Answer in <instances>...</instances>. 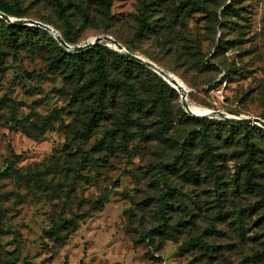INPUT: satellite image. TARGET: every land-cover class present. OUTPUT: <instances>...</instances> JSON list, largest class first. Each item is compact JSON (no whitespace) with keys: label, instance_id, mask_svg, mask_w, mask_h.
Instances as JSON below:
<instances>
[{"label":"rangeland","instance_id":"1","mask_svg":"<svg viewBox=\"0 0 264 264\" xmlns=\"http://www.w3.org/2000/svg\"><path fill=\"white\" fill-rule=\"evenodd\" d=\"M1 1L73 46L112 36L182 81L196 113L264 119V0H113L106 10L102 0H60L66 20L54 0ZM142 14L151 29L138 34ZM23 26L10 44L0 22V168L21 154L14 167L28 176H0V264H264V203L242 182L247 132L264 184L262 126L212 116L190 134L202 121L177 90L117 62L105 41L96 44L119 85L90 123L93 90L78 93L95 52L57 62L54 34ZM160 79L173 88L163 86L164 105ZM188 136L187 161L166 173L170 226L160 229L155 167Z\"/></svg>","mask_w":264,"mask_h":264},{"label":"trees","instance_id":"2","mask_svg":"<svg viewBox=\"0 0 264 264\" xmlns=\"http://www.w3.org/2000/svg\"><path fill=\"white\" fill-rule=\"evenodd\" d=\"M54 1L59 7L60 17L66 20V17H67L66 8L61 4L60 0H54ZM112 1L113 0H102L101 3L103 5V8L106 10L111 5ZM0 11L8 15L13 14V8L3 3L1 0H0ZM0 22H3L5 25V31L3 32L4 40L6 42H9L10 44H16L18 42L19 30L21 28H25L26 26L8 23L2 18H0ZM35 27L40 28V27L34 26V28ZM150 29L151 27L149 26L147 22V18L145 17V15L142 14L140 16V24L137 29L138 34H140L143 31L150 30ZM90 50L95 52L94 74L88 80H86L82 84V86H80V91L78 95L80 94V96H82L83 91L86 88L93 90L92 91V98H93L92 107L90 109L92 114L90 116L89 122L95 124L98 119L105 117V115H102L101 113H104L106 109L105 101L107 98V93L111 91L112 89H114L115 87H117L119 84L116 82V80L109 79L107 77L105 56H104V52L101 46L99 44H95L91 46L90 48H87L86 50H84V52L90 51ZM73 56H74V53L66 50L63 46L59 45L57 48L56 55H55V61L57 62L64 61L66 58L73 57ZM115 57H116L117 62H125L127 64L133 63L139 66L140 68H145L150 71V68H148L144 64L139 63L135 60H132L126 57L125 55H123L122 53L116 54ZM154 75L156 76L155 73ZM164 85L169 87V89L173 90V88L168 86L165 81H163L162 79L159 80V83L157 85V94H158V98L160 99L159 102H162V105H164L163 95H162ZM195 119L201 120L202 125L200 126L199 129L192 130L190 134H193L195 132L196 133L203 132L206 126L209 124V118L207 117L195 118ZM227 122L232 123L230 120H227ZM238 125L241 127H245V128H247L248 126L245 124L243 125L238 124ZM189 139H191V136L184 138V141L178 147V152L174 154L173 159L170 162L162 160L155 167L157 181H159L162 187V192L157 199V215H158V220L160 223L158 227L160 229L162 228L166 230L167 227L170 226V224L168 223V217L166 214L167 213L166 210L168 208V201L171 197L170 196L171 190L168 184L166 183V173H167V170H169L172 167H175L178 164L179 160L181 161L182 165L185 164V162L187 161V157H188L186 145ZM243 143H244V147L246 151V156L242 164V167L244 170L243 179H242L243 185L250 191H254L261 198V201L264 203V184L256 179L257 172H256L255 162L257 158V150H256V146H255L253 139L249 137L247 132L243 134ZM11 155H12L11 161L4 167L0 168V176L14 175L20 178H28V176L22 174V172L18 168L14 167V162L19 160V158L21 157V154L11 153ZM188 169L189 167L185 168V171H188ZM1 218H2V208L0 205V222H1ZM55 228L56 227L50 228L49 230L46 231V233L48 234L52 233L53 231H55ZM149 236H150V233L146 232L145 237L149 238ZM262 252L264 255V249L262 250ZM3 264H16V263L14 261H7Z\"/></svg>","mask_w":264,"mask_h":264},{"label":"water","instance_id":"3","mask_svg":"<svg viewBox=\"0 0 264 264\" xmlns=\"http://www.w3.org/2000/svg\"><path fill=\"white\" fill-rule=\"evenodd\" d=\"M0 18H2L3 20H5L8 23H12V24H16V25L32 24L34 26L44 28V29H46V30H48L54 34V36L56 37L57 41L59 42V44L61 46H63L66 50L72 51V52L84 51L96 43H100L102 41H105L108 45L113 46L115 49H117L120 53H122L126 57H128L132 60H135L139 63H142L145 66H147L148 68L152 69L156 74H158L164 80H166L172 87H176V85H175L176 80H174L172 78L173 77L172 73L165 71L164 69H162L161 67L156 65L154 62H152V61H150V60H148V59H146V58H144L138 54H135L133 52L128 51L118 40H116L115 38H113L110 35L94 36L93 40H91V41H88L82 45H74L73 46V45H70L69 43H67L62 38V36L58 33L57 30H55L52 26H50L49 24L44 23L42 21L27 19V18H16V17H12V16H10V15L2 12V11H0ZM176 90L180 95L182 107L184 108L185 112L191 116L200 117V118H204V117L209 118L212 116H217V117H220L222 119L230 120L233 122H238L240 124H245V125L255 124V125L262 126L264 128V119L257 117V116L237 117L235 115L226 114L222 111H211L209 113H202V114L196 113L190 109L188 103L186 102L185 95L183 93L179 92L177 87H176Z\"/></svg>","mask_w":264,"mask_h":264},{"label":"bare ground","instance_id":"4","mask_svg":"<svg viewBox=\"0 0 264 264\" xmlns=\"http://www.w3.org/2000/svg\"><path fill=\"white\" fill-rule=\"evenodd\" d=\"M173 77V79L174 80H176V83H175V85H176V87H177V89L179 90V92H181V93H183L184 95H185V99H186V95H187V93H188V89L185 87V85L183 84V82L182 81H180L179 79H177V78H175L174 76L175 75H172ZM176 87H174L175 89H176ZM189 105V104H188ZM190 107V106H189ZM191 109V108H190ZM208 113V112H207Z\"/></svg>","mask_w":264,"mask_h":264}]
</instances>
